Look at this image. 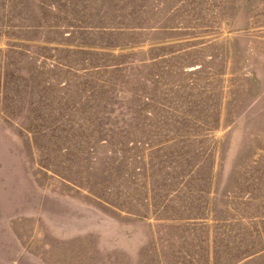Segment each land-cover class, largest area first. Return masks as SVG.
<instances>
[{
  "label": "rangeland",
  "instance_id": "rangeland-1",
  "mask_svg": "<svg viewBox=\"0 0 264 264\" xmlns=\"http://www.w3.org/2000/svg\"><path fill=\"white\" fill-rule=\"evenodd\" d=\"M7 62L0 264H264V0H0Z\"/></svg>",
  "mask_w": 264,
  "mask_h": 264
},
{
  "label": "trees",
  "instance_id": "trees-1",
  "mask_svg": "<svg viewBox=\"0 0 264 264\" xmlns=\"http://www.w3.org/2000/svg\"><path fill=\"white\" fill-rule=\"evenodd\" d=\"M11 1V0H10ZM10 63V62H9ZM8 64V62L4 65V64H2V63H0V70H2V68L3 67H6V65ZM3 98H5V97H3Z\"/></svg>",
  "mask_w": 264,
  "mask_h": 264
}]
</instances>
